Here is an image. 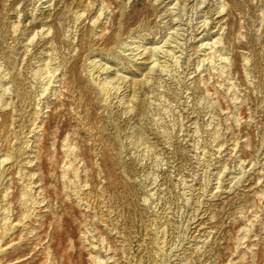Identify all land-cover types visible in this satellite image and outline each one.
Wrapping results in <instances>:
<instances>
[{"label":"rangeland","instance_id":"374dc122","mask_svg":"<svg viewBox=\"0 0 264 264\" xmlns=\"http://www.w3.org/2000/svg\"><path fill=\"white\" fill-rule=\"evenodd\" d=\"M0 264H264V0H0Z\"/></svg>","mask_w":264,"mask_h":264}]
</instances>
